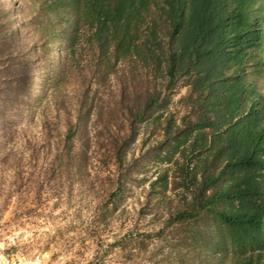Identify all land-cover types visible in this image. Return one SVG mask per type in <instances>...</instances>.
I'll return each mask as SVG.
<instances>
[{
  "label": "rangeland",
  "instance_id": "1",
  "mask_svg": "<svg viewBox=\"0 0 264 264\" xmlns=\"http://www.w3.org/2000/svg\"><path fill=\"white\" fill-rule=\"evenodd\" d=\"M88 1L0 0V42L12 22L32 58L11 101L0 56V264H230L171 222L192 188L161 144L189 119L188 87L108 64L78 23ZM153 95L162 106L145 108Z\"/></svg>",
  "mask_w": 264,
  "mask_h": 264
},
{
  "label": "trees",
  "instance_id": "2",
  "mask_svg": "<svg viewBox=\"0 0 264 264\" xmlns=\"http://www.w3.org/2000/svg\"><path fill=\"white\" fill-rule=\"evenodd\" d=\"M78 23L108 64L110 57L149 64L163 71L167 89L188 87L189 119L169 123L161 144L167 162L177 158L180 186L192 188L171 222L230 264H264V95L256 88L264 77V0H89ZM1 54L3 96L26 97L30 47L12 22ZM161 106L153 95L145 108Z\"/></svg>",
  "mask_w": 264,
  "mask_h": 264
}]
</instances>
